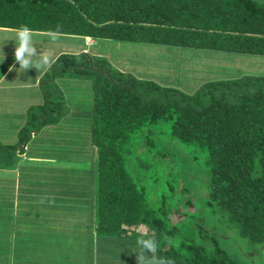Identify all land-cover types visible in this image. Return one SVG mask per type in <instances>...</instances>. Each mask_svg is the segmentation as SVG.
Wrapping results in <instances>:
<instances>
[{
	"label": "trees",
	"instance_id": "trees-1",
	"mask_svg": "<svg viewBox=\"0 0 264 264\" xmlns=\"http://www.w3.org/2000/svg\"><path fill=\"white\" fill-rule=\"evenodd\" d=\"M21 25L32 33L264 56V2L256 0H0V28ZM90 61L102 64V72L62 54L45 78L66 73L92 82L96 234L114 245L130 233L154 236L156 255L175 264H244L221 246L206 248L194 234L182 236L165 203L152 207L131 173L126 151L132 140L145 127L170 121L172 139L206 151L208 213L223 230L232 229L237 251L263 261L264 76L211 81L185 93L112 69L100 58ZM45 92L46 102L29 114L20 143L60 117L54 81ZM14 149L0 145V169L16 166ZM140 225L150 233H135ZM133 243L124 249L132 252Z\"/></svg>",
	"mask_w": 264,
	"mask_h": 264
},
{
	"label": "crops",
	"instance_id": "crops-1",
	"mask_svg": "<svg viewBox=\"0 0 264 264\" xmlns=\"http://www.w3.org/2000/svg\"><path fill=\"white\" fill-rule=\"evenodd\" d=\"M32 36L66 38L72 43L50 55L33 44L36 54L48 53L51 63L25 71L14 60L16 32L0 28V145L14 146L18 159L15 167L0 169V264H125V258L136 264L133 252L139 237L132 238L130 233L129 239L114 245L95 230L92 87L82 95L75 90L77 81L72 76L51 77L49 82H55L63 99L73 92L68 113L34 128L20 143L29 114L46 102L49 82L45 74L60 55L85 51L78 47L77 37ZM84 39L89 45L94 43V39ZM79 131H86L87 140ZM133 231L144 236L150 233L142 225ZM125 243H133L135 248H128L132 252L124 249Z\"/></svg>",
	"mask_w": 264,
	"mask_h": 264
},
{
	"label": "rangeland",
	"instance_id": "rangeland-1",
	"mask_svg": "<svg viewBox=\"0 0 264 264\" xmlns=\"http://www.w3.org/2000/svg\"><path fill=\"white\" fill-rule=\"evenodd\" d=\"M77 39L78 47L81 45L85 51L70 55L79 57L80 62L87 61L91 67L95 64L94 71L100 69L102 64L96 61L93 64L90 59L100 58L112 69L185 93H193L211 81L264 76V56L106 40H94L89 45L84 38ZM15 41L17 42L16 38ZM32 41L47 49L49 55L50 52L55 53L59 48L68 47L72 43V40L66 38L43 36ZM72 79L77 81V93L81 92L83 95L86 91H91L90 79ZM71 93L65 95L64 99L61 95V109L58 110L61 112L60 117L68 113L69 101L73 98V92ZM170 125V121L160 120L157 124L145 127L126 151L128 167L138 184L145 189L150 205L158 207L163 201L170 221L179 227L182 236L194 234L195 241L206 248L221 246L244 264H264V260H251L237 251L232 229L223 230L208 213L206 201L209 175L205 165L206 151L196 145H186L172 139ZM85 132L78 133L87 140L83 136ZM93 149L96 152L94 146ZM188 216L192 218H187ZM226 235L228 239L225 238ZM124 262L129 264V259L125 258Z\"/></svg>",
	"mask_w": 264,
	"mask_h": 264
},
{
	"label": "clouds",
	"instance_id": "clouds-1",
	"mask_svg": "<svg viewBox=\"0 0 264 264\" xmlns=\"http://www.w3.org/2000/svg\"><path fill=\"white\" fill-rule=\"evenodd\" d=\"M14 31L16 32L17 40L14 60L19 64V69L26 71L31 67L36 68L50 65L51 59L49 55L45 53L40 55L36 54V49L33 47L32 30L28 26L21 25ZM34 57H42V59L34 60ZM169 242L171 243V240ZM157 243L154 236H149L148 238L141 236L138 238L136 241V250L133 252L135 254L136 264H175L173 259L162 258L156 255Z\"/></svg>",
	"mask_w": 264,
	"mask_h": 264
}]
</instances>
